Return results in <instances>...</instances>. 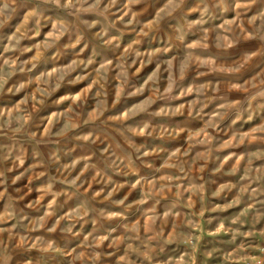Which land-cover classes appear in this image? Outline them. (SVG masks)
I'll return each instance as SVG.
<instances>
[{
  "label": "rangeland",
  "instance_id": "rangeland-1",
  "mask_svg": "<svg viewBox=\"0 0 264 264\" xmlns=\"http://www.w3.org/2000/svg\"><path fill=\"white\" fill-rule=\"evenodd\" d=\"M242 3L0 0V264H264Z\"/></svg>",
  "mask_w": 264,
  "mask_h": 264
},
{
  "label": "clouds",
  "instance_id": "clouds-1",
  "mask_svg": "<svg viewBox=\"0 0 264 264\" xmlns=\"http://www.w3.org/2000/svg\"><path fill=\"white\" fill-rule=\"evenodd\" d=\"M77 2H79V0H77ZM55 3L59 4V0H55ZM68 4L71 5L72 4V0H68ZM236 9H241L244 7H247L246 4L242 3V0H236V4H235ZM205 63H212L211 61H205ZM141 134H143V130H141ZM84 139H89V137H84ZM147 154V153H146ZM111 216H115L117 215V213H111ZM0 231H3V229H0Z\"/></svg>",
  "mask_w": 264,
  "mask_h": 264
}]
</instances>
